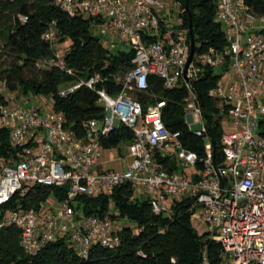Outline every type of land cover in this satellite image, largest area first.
<instances>
[{
	"label": "built area",
	"instance_id": "built-area-1",
	"mask_svg": "<svg viewBox=\"0 0 264 264\" xmlns=\"http://www.w3.org/2000/svg\"><path fill=\"white\" fill-rule=\"evenodd\" d=\"M175 2L182 16L186 9ZM56 5L70 16L94 17V30L109 51L132 49L135 65L118 77L123 87L116 95L98 88L100 73L60 89L64 97L83 85L97 89L105 116L90 119L83 137L66 126L63 113L43 110L40 100L0 105V128L9 129L17 149L11 157L0 156V206L34 185L68 186L64 200L9 210L2 225L21 229L22 244L31 255L65 237L86 258L96 245L119 246L123 225L111 214L82 213L78 199L112 196L129 183L135 194L150 198L156 213L171 214L175 204L189 202L193 224L205 226L222 244L221 264H264V14L254 12L246 0H218L216 19L227 31L228 45L196 52L187 68L188 30L168 24L169 7L167 11L163 0H56ZM56 26L53 21L43 35L55 53L49 64L74 74ZM207 67L222 72L210 91L224 112L219 162L196 87ZM230 73L235 78L225 79ZM151 75L163 79L169 89L187 90L186 123L194 135L207 138L203 155L185 145L182 130L166 124L167 100L155 93L148 102L132 96L131 91L150 92ZM6 91V81L0 80V94ZM122 125L133 133L128 154L132 159L123 170H100L102 138ZM125 144L117 147L121 157Z\"/></svg>",
	"mask_w": 264,
	"mask_h": 264
},
{
	"label": "trees",
	"instance_id": "trees-1",
	"mask_svg": "<svg viewBox=\"0 0 264 264\" xmlns=\"http://www.w3.org/2000/svg\"><path fill=\"white\" fill-rule=\"evenodd\" d=\"M186 9L182 13L180 27L188 30L191 41V27L196 41V52L203 53L210 47L224 49L228 45L227 31L217 21L218 0H175ZM254 12L264 14V0H246ZM191 13V18L189 15ZM22 16L27 20L23 21ZM53 21L57 23L58 39L70 40L65 60L73 69L68 74L49 61L55 53L44 39V33ZM96 19L91 16H70L56 5V0H0V61L3 54L13 57L8 67L0 64V80L6 81L8 91L0 94V105L11 99L9 91L27 98L47 96L51 98L52 109L63 113L66 126L83 137L90 119H103L105 106L99 101L97 89L83 85L69 96H62L60 89L78 81H87L100 73L103 80L98 88H105L116 95L123 83L118 79L134 67L135 52L132 49H118L110 52L104 39L93 27ZM220 71V70H219ZM222 72L207 67L196 82L203 101L209 137L214 145L216 161L223 160L224 112L210 95L217 86ZM150 92L131 91L133 97L148 102L152 93L167 100L164 119L168 127L182 130L185 145L203 155L206 137L194 135L185 118L184 87L169 89L163 79L156 75L149 78ZM133 139L132 131L120 126L107 137L102 138L106 148L118 147ZM17 152L13 146L10 131L0 128V156L11 157ZM168 167V160L162 161ZM68 186L34 185L24 196L18 193L10 202L0 206V264H221L222 244L214 240L209 232L200 234L191 220V205L180 202L174 205V212L156 213L151 200L125 183L116 188L112 196H82L77 209L84 214H111L122 226L119 246L105 248L94 246L88 257H81L67 238H59L47 244L37 254L31 255L21 241V229L14 224L2 225L7 211L18 207H37L48 199L64 200ZM20 198V199H19Z\"/></svg>",
	"mask_w": 264,
	"mask_h": 264
},
{
	"label": "rangeland",
	"instance_id": "rangeland-1",
	"mask_svg": "<svg viewBox=\"0 0 264 264\" xmlns=\"http://www.w3.org/2000/svg\"><path fill=\"white\" fill-rule=\"evenodd\" d=\"M164 3L166 4L167 7V11H168V7H169V12L166 14H169V16L171 17L168 20V24L172 25V26H179V24H182L183 21V17L180 15V11H179V7L178 4L175 2V0H163ZM61 42V41H60ZM70 40H66L64 42H61V46H63L64 48H67L70 45ZM13 59V57L8 56L6 54H3L1 57V61L0 64L2 65V67L6 68L8 67L10 61ZM235 78V74L230 73L228 75H226L225 79L229 78ZM9 98L11 99V102H15L20 101V102H28V101H34L37 99L40 100L37 102L38 105L42 106L43 110H50L52 108V99L48 98L47 96H38L37 97H33V98H27L24 95H21L17 92H12L9 91L7 92ZM118 123V122H117ZM226 125L228 126V122L226 123ZM194 127H199L198 124H195ZM126 155L129 154V143L125 144L124 146ZM114 157H119L118 155V150L116 148L112 149V150H105L103 153V157L101 160L105 161V167L111 168V169H115V170H123L125 168H127V163L126 161L131 160L132 157H124L123 159H118V158H114ZM114 158V159H113ZM11 215V212L9 211V216ZM195 227L198 229V231L200 232V234H203L205 232H207V229L205 226L203 225H198L195 224Z\"/></svg>",
	"mask_w": 264,
	"mask_h": 264
},
{
	"label": "water",
	"instance_id": "water-1",
	"mask_svg": "<svg viewBox=\"0 0 264 264\" xmlns=\"http://www.w3.org/2000/svg\"><path fill=\"white\" fill-rule=\"evenodd\" d=\"M190 18H191V13L189 12ZM190 27H191V53H190V57L188 59L187 62V68L190 65V63L192 62L194 55L196 53V41H195V37L192 31V23H190ZM186 74H187V70H186Z\"/></svg>",
	"mask_w": 264,
	"mask_h": 264
},
{
	"label": "crops",
	"instance_id": "crops-1",
	"mask_svg": "<svg viewBox=\"0 0 264 264\" xmlns=\"http://www.w3.org/2000/svg\"><path fill=\"white\" fill-rule=\"evenodd\" d=\"M114 148H116L117 149V147H111V148H106V147H104V151L105 150H112V149H114ZM104 153V152H103ZM118 155H119V157H114V158H120V159H123L124 157H129L128 156V154L126 155V152L124 151V157H121V155L119 154V152H118ZM103 157V156H102ZM113 158V159H114ZM102 159V158H101ZM128 161V160H127ZM127 161H126V163H127ZM127 165V164H126ZM100 170H111V168H108V167H105V161H103V160H100V163H99V167H98Z\"/></svg>",
	"mask_w": 264,
	"mask_h": 264
}]
</instances>
